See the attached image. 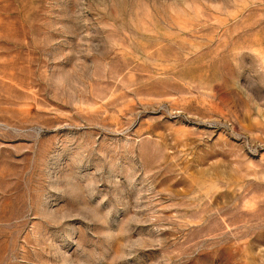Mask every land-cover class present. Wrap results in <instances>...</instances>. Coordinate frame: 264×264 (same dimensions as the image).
I'll use <instances>...</instances> for the list:
<instances>
[{"label": "rangeland", "instance_id": "374dc122", "mask_svg": "<svg viewBox=\"0 0 264 264\" xmlns=\"http://www.w3.org/2000/svg\"><path fill=\"white\" fill-rule=\"evenodd\" d=\"M0 264H264V0H0Z\"/></svg>", "mask_w": 264, "mask_h": 264}]
</instances>
